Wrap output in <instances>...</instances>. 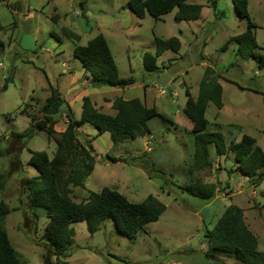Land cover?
<instances>
[{"label": "rangeland", "instance_id": "obj_1", "mask_svg": "<svg viewBox=\"0 0 264 264\" xmlns=\"http://www.w3.org/2000/svg\"><path fill=\"white\" fill-rule=\"evenodd\" d=\"M77 1L7 0L13 8L0 1V147L4 151L0 173L5 176L0 201L11 209L3 225L21 264H43L48 252L42 244L48 220L40 211L36 212L38 218L33 214L26 181L37 175L28 165L30 152H45L52 158L57 149L45 131L31 124L32 118H42L40 110L50 87L66 100L74 119L80 118L83 96L97 110L114 114L111 105L115 98L143 101V89L147 107H155L162 115L148 122L150 133L118 146L113 145L108 132L97 136L89 124L78 130L79 143L86 145V140H91L95 164L85 188L74 189L75 202L84 201L89 192L108 188L133 203L152 196L165 210L134 240L119 234L111 221H104L93 235L85 223L73 224L75 237L68 263L240 264L229 255L210 251L205 238L206 230L214 228L230 204L243 210L244 221L257 238L258 251L263 250L264 182L253 187L236 173L231 179L226 172L219 177V170L212 172L213 164L193 169L190 131L197 128L183 113L185 91L195 98L205 67H211L220 76L226 108L220 112L209 103L205 114L208 125L202 132H219L225 144L248 135L264 151V65L237 57L236 42H231L225 52L221 50L246 29V21L238 18L232 1L216 0L213 9L211 0H189L203 6L196 22L175 20L174 11L158 21L148 15L137 19L125 0H81L85 14L76 16L80 13ZM248 12L256 26L258 49L254 54L258 58L264 56V0H248ZM63 29L79 35L80 40L66 38ZM98 34L106 36L119 78H131L133 85L121 89L84 84L88 75L84 77L81 63L73 58V49ZM154 37H177L181 49L177 54L165 52L156 58L158 70L146 72L142 57L148 53L155 58ZM65 112L63 105L58 115L61 120L54 127L57 133L64 131ZM28 131L32 133L29 138L11 137ZM108 156L125 163H111ZM233 163L230 158L225 160L228 170ZM194 182L213 183L219 191L211 201L191 197L182 188ZM50 261L55 264V257Z\"/></svg>", "mask_w": 264, "mask_h": 264}, {"label": "trees", "instance_id": "obj_2", "mask_svg": "<svg viewBox=\"0 0 264 264\" xmlns=\"http://www.w3.org/2000/svg\"><path fill=\"white\" fill-rule=\"evenodd\" d=\"M3 1V0H0ZM236 15L246 21V29L240 35L232 37L221 48L224 51L229 42L237 43L236 55L243 60L255 59L261 67L264 56L256 57L254 50L258 49L255 39L256 26L251 22L248 12V0H231ZM212 8H216V0H211ZM5 5L13 8L7 2ZM130 12L137 18L145 15L154 20L164 15L174 13L175 20L196 21L200 18L202 6L190 4L188 0H129L127 4ZM3 27L0 22V32ZM62 34L73 41H79V36L68 29ZM155 58L145 53L142 66L146 72L158 70L156 58L166 51L177 53L181 42L177 37L159 39L154 37ZM3 43L0 41V49ZM73 56L77 59L84 72L88 75L94 87H108L124 89L134 83L133 79H121L118 68L105 37L98 34L87 42L85 46L77 45L73 49ZM220 76L211 67L206 66L203 77L198 85L197 96L192 97L185 91L186 101L183 109L185 117L194 125L190 131L193 136L194 152L192 156L193 169L211 167L210 151L216 156L230 154L236 169L247 178L251 186H258L264 182V151L257 145L256 140L248 135H242L239 142L225 144L219 132H202L208 121L205 118L206 109L212 103L221 109L222 87L218 82ZM8 79L3 90L7 88ZM65 105L67 118L63 132L57 133L54 127L61 107ZM111 108L114 115L104 114L94 108L88 97L82 99L80 119L75 120L69 106L61 98L57 89L50 87V95L41 107L42 118L31 119L33 128L45 131L52 138L57 149L52 158L45 152H30L28 165L37 171V176L26 181L28 203L36 218V212L48 219L42 236V244L48 251L43 258V264H53L50 259L55 257V264H69V251L73 246L75 230L73 224L85 223L88 233L93 235L104 221H111L117 232L129 240L136 239L149 223L158 221L165 210L156 198L148 196L140 203L128 201L114 190L104 188L99 193L89 192L82 202L74 201V189L85 188L86 179L94 169V152L91 140L82 145L77 140L78 130L84 124L93 126L97 136L108 132L114 146L124 141L135 140L150 133L148 122L153 118H162L155 107H146L139 99L125 100L117 97L112 101ZM215 127L218 128V125ZM31 131L14 135L12 138H29ZM4 151L0 147V157ZM111 163L124 162L121 159L107 157ZM125 163V162H124ZM5 176L0 173V192L5 188ZM187 195L211 201L217 193V186L210 183L194 182L182 188ZM11 212L8 205L0 201V264H21L17 252L11 245L3 222ZM205 238L210 251L229 255L240 264H264V249L258 251V241L248 229L243 210L230 204L227 206L212 230H206ZM214 264H222L215 262Z\"/></svg>", "mask_w": 264, "mask_h": 264}, {"label": "crops", "instance_id": "obj_3", "mask_svg": "<svg viewBox=\"0 0 264 264\" xmlns=\"http://www.w3.org/2000/svg\"><path fill=\"white\" fill-rule=\"evenodd\" d=\"M189 1V0H188ZM1 2H3V3H6L7 2V0H3V1H1ZM128 2H129V0H125V6L127 7V4H128ZM77 4H78V6L80 7V13L79 14H74V15H79V16H82V17H84V12H85V10H84V6H83V1H81V0H78L77 1ZM202 9H203V6H202ZM146 16V15H145ZM144 16V17H145ZM143 17V18H144ZM137 18V17H136ZM137 19H142V18H137ZM160 20V19H159ZM72 21H74V19H72ZM158 21V20H157ZM197 21V20H196ZM196 21H189V22H196ZM69 30V29H68ZM72 32V31H71ZM103 35V34H102ZM79 36V35H78ZM104 36V35H103ZM105 37V39H106V36H104ZM79 38H80V36H79ZM94 38V37H93ZM255 39H256V37H255ZM80 40V39H79ZM91 40V39H90ZM180 40V39H179ZM106 41H107V39H106ZM75 42H78V41H75ZM181 42V41H180ZM231 42H229L228 44H227V48H228V46H229V44H230ZM107 44H108V41H107ZM75 46H77V45H75ZM74 46V47H75ZM85 46V45H84ZM227 48L224 50V51H222V52H225L226 50H227ZM181 49V48H180ZM154 52H155V48H154ZM167 52V51H166ZM179 52V51H178ZM177 52V53H178ZM176 53V54H177ZM163 55V54H162ZM72 56H73V54H72ZM237 56V55H236ZM238 57V56H237ZM73 58H74V56H73ZM114 58V57H113ZM159 58V57H158ZM243 60V59H242ZM64 66V65H63ZM117 66V65H116ZM65 69H68V68H66V66H65ZM82 70H83V67H82ZM67 71V70H66ZM83 75H84V77H85V75H86V73L84 72V70H83ZM118 75H119V73H118ZM73 82H75V81H73ZM84 84H90L91 86H93L92 84H91V81H90V79H89V77L85 80V82H84ZM221 84V83H220ZM133 85V84H132ZM131 86V85H130ZM222 86V89H223V85H221ZM129 87V86H128ZM57 92L59 93V91L57 90ZM223 92H224V89H223V91H222V98H223ZM60 94V93H59ZM61 96V95H60ZM84 97H87V96H83L82 97V99L84 98ZM62 98V97H61ZM143 98H144V100L143 101H140L143 105H145L146 107H147V103L145 102V90L143 89ZM63 99V98H62ZM124 99V98H123ZM64 101H65V103L69 106V104L66 102V100L65 99H63ZM125 100H131V99H125ZM174 102V101H173ZM223 107H222V109H224V108H226L225 107V104H224V99H223ZM111 104V103H110ZM95 107V106H94ZM208 107V106H207ZM69 108H70V106H69ZM149 108V107H148ZM96 109V108H95ZM112 109V108H111ZM222 109L220 110V112L222 111ZM70 110H71V108H70ZM207 110V109H206ZM99 112H101L100 110H98ZM114 111V110H113ZM72 112V111H71ZM103 113V112H102ZM104 114H108V115H114L115 114V111H114V114L113 113H104ZM65 115V114H64ZM72 117H73V113H72ZM60 118H61V116H60ZM59 118V116H57V121H58V123H59V120H61ZM73 119H74V117H73ZM80 119V118H79ZM79 119H75V120H79ZM66 122H67V119H66ZM216 126L218 125V128L217 129H221L222 128V125H220V124H215ZM214 125V126H215ZM66 126V125H65ZM83 126V125H82ZM65 129V128H64ZM81 129V127L79 128V131H81L80 130ZM96 134H97V131H96ZM183 134H186L185 133V131L183 132ZM212 152V151H211ZM211 157H213V158H211ZM210 158L212 159V164H213V169H212V172L213 173H215V171H216V169L217 170H219L220 171V173H219V177H221V175H222V173L223 172H226V175H227V178L228 179H231L232 178V176H233V174H238L239 176H240V178H243L244 180H247V178L246 177H244L237 169H236V166H235V164L233 163V165H231V166H229L230 168H229V170L227 169V167L228 166H226L225 165V160L226 159H228V158H230V159H232V161H233V158H232V156L231 155H229V154H225V155H222V156H216L215 157V155L213 154V155H210ZM213 160H214V162H213ZM222 161H223V165H222ZM234 162V161H233ZM211 164V165H212ZM229 175H231V177H228ZM37 176V175H36ZM32 177H35V176H32ZM220 182V181H219ZM220 184V183H219ZM221 188H222V186H221ZM219 191V187H217V192ZM227 197H229L228 195H227ZM244 213V212H243ZM45 218V217H44ZM45 219H47V218H45ZM48 220V219H47ZM48 222V221H47ZM69 259V258H68ZM70 264V263H69Z\"/></svg>", "mask_w": 264, "mask_h": 264}, {"label": "built area", "instance_id": "obj_4", "mask_svg": "<svg viewBox=\"0 0 264 264\" xmlns=\"http://www.w3.org/2000/svg\"><path fill=\"white\" fill-rule=\"evenodd\" d=\"M162 94H165L164 91L162 92Z\"/></svg>", "mask_w": 264, "mask_h": 264}]
</instances>
